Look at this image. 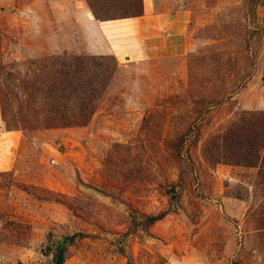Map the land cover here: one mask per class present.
<instances>
[{"label":"rangeland","instance_id":"1","mask_svg":"<svg viewBox=\"0 0 264 264\" xmlns=\"http://www.w3.org/2000/svg\"><path fill=\"white\" fill-rule=\"evenodd\" d=\"M181 4L178 64L97 49L142 0H0V264H264V0Z\"/></svg>","mask_w":264,"mask_h":264},{"label":"crops","instance_id":"2","mask_svg":"<svg viewBox=\"0 0 264 264\" xmlns=\"http://www.w3.org/2000/svg\"><path fill=\"white\" fill-rule=\"evenodd\" d=\"M181 2L182 0H142L141 14L127 18L122 17L113 22L120 21L124 30L128 31L127 34L119 36L120 38L115 37L114 41L111 42L104 32V28L98 29L101 42H99L97 49L102 53H110L117 47L122 50L123 56L127 55L129 61L146 59L150 58L152 54H157L159 56L156 58L164 57L163 60H165L172 57L178 64H182L181 59L176 58L187 54L191 51L189 48L192 49L193 46H191L185 32L178 30L182 24L180 21L184 20L183 13L186 11L183 8L185 5ZM180 4L181 6H179ZM74 5L78 7L77 2ZM82 5L81 9L80 7L74 9V15L77 14L76 20L80 19L83 13L88 14V18L91 15L85 10L83 3ZM107 22L101 21V26ZM90 27L93 28V25ZM96 28L98 27L96 26ZM124 30L122 29V32L125 33ZM130 33L134 36L129 35Z\"/></svg>","mask_w":264,"mask_h":264},{"label":"built area","instance_id":"3","mask_svg":"<svg viewBox=\"0 0 264 264\" xmlns=\"http://www.w3.org/2000/svg\"><path fill=\"white\" fill-rule=\"evenodd\" d=\"M52 161H54V160H52Z\"/></svg>","mask_w":264,"mask_h":264}]
</instances>
